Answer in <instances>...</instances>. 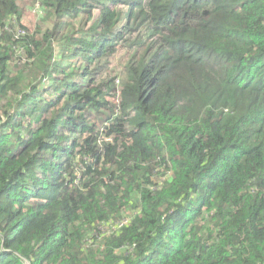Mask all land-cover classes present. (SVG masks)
Masks as SVG:
<instances>
[{"label": "trees", "instance_id": "1", "mask_svg": "<svg viewBox=\"0 0 264 264\" xmlns=\"http://www.w3.org/2000/svg\"><path fill=\"white\" fill-rule=\"evenodd\" d=\"M22 1L0 0V264H264V0H41L35 31Z\"/></svg>", "mask_w": 264, "mask_h": 264}, {"label": "rangeland", "instance_id": "2", "mask_svg": "<svg viewBox=\"0 0 264 264\" xmlns=\"http://www.w3.org/2000/svg\"><path fill=\"white\" fill-rule=\"evenodd\" d=\"M40 4H41V0H24L22 2H19V6L23 10V24L31 31H35V28H37V24L40 21V18H39ZM81 22H82V18H78L75 22H73L75 30L72 33H74V35L76 37L80 36V32L83 29L81 27H77L78 25L81 24ZM45 26L47 28L51 27V24L49 23V21L45 22ZM88 26H90L89 20L87 18H85L84 28H87ZM61 39H62V37L59 34V31L57 30L56 40H61ZM123 55H124V52L120 53L116 58H114L111 61L113 69H119L121 66H123V63H124V61L122 60ZM76 65H78V64H76ZM119 70H118V72H119ZM108 100L112 101L113 97L112 96L108 97Z\"/></svg>", "mask_w": 264, "mask_h": 264}]
</instances>
